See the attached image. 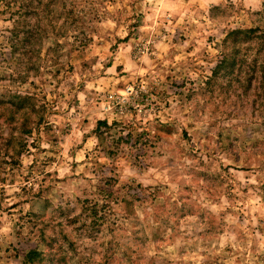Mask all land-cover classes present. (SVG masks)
Instances as JSON below:
<instances>
[{"label":"rangeland","instance_id":"374dc122","mask_svg":"<svg viewBox=\"0 0 264 264\" xmlns=\"http://www.w3.org/2000/svg\"><path fill=\"white\" fill-rule=\"evenodd\" d=\"M0 264H264V0H0Z\"/></svg>","mask_w":264,"mask_h":264},{"label":"trees","instance_id":"16d2710c","mask_svg":"<svg viewBox=\"0 0 264 264\" xmlns=\"http://www.w3.org/2000/svg\"><path fill=\"white\" fill-rule=\"evenodd\" d=\"M236 32H241V31H236ZM245 32H246V33H252L253 31L249 29V30H246ZM236 36H237V35H236Z\"/></svg>","mask_w":264,"mask_h":264}]
</instances>
